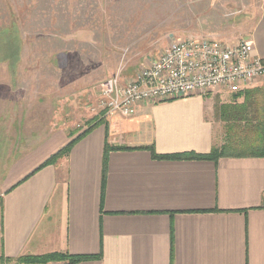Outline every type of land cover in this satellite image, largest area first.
<instances>
[{"label": "crops", "instance_id": "obj_1", "mask_svg": "<svg viewBox=\"0 0 264 264\" xmlns=\"http://www.w3.org/2000/svg\"><path fill=\"white\" fill-rule=\"evenodd\" d=\"M250 37L264 59V13ZM253 101L264 108V78L236 94L141 103L130 118H105L67 157L34 174L94 117L87 114L80 132L54 130L36 148L27 119L0 121L14 128L5 142L22 127L20 149L0 150V264H70L17 261L50 254L88 258L76 264H264L263 157L155 159L144 149L210 154ZM107 143L128 150L109 153L103 184Z\"/></svg>", "mask_w": 264, "mask_h": 264}, {"label": "rangeland", "instance_id": "obj_2", "mask_svg": "<svg viewBox=\"0 0 264 264\" xmlns=\"http://www.w3.org/2000/svg\"><path fill=\"white\" fill-rule=\"evenodd\" d=\"M263 13L264 0H0V121L27 119L35 148L58 128L80 132L87 114L105 120L108 79L133 80L173 40L250 39ZM13 129L0 126L1 151L20 149L22 127L1 140Z\"/></svg>", "mask_w": 264, "mask_h": 264}, {"label": "built area", "instance_id": "obj_3", "mask_svg": "<svg viewBox=\"0 0 264 264\" xmlns=\"http://www.w3.org/2000/svg\"><path fill=\"white\" fill-rule=\"evenodd\" d=\"M254 50L251 38L236 44L195 38L173 40L133 80L124 84L116 78L105 81L100 109L105 118H130L141 103L207 96L218 90L243 92L264 78L263 59Z\"/></svg>", "mask_w": 264, "mask_h": 264}, {"label": "trees", "instance_id": "obj_4", "mask_svg": "<svg viewBox=\"0 0 264 264\" xmlns=\"http://www.w3.org/2000/svg\"><path fill=\"white\" fill-rule=\"evenodd\" d=\"M264 62V59H263ZM262 93V91H261ZM260 93V94H261ZM253 96L256 95L253 93ZM235 118V124L230 127L228 133L227 143L220 149H216L207 155H198L195 153H184L177 155H157L154 148H144L151 151L155 159H199V160H218L222 157H263L264 158V108L259 102L253 101L243 104ZM239 116V118H238ZM103 120H97L96 123L87 129L84 133L73 139L67 146L59 150L56 154L52 155L48 160L42 163L34 172H38L46 166L54 165L56 162L67 157L72 147L83 137H85L97 125L103 123ZM235 129V131H234ZM143 149V148H141ZM114 150H128V148H113L106 144L103 165V184L106 180L108 155ZM32 175V174H31ZM88 259L84 256H71L69 254H50L42 257H24L19 258V263H48L54 261H69L70 264H76L80 261ZM4 258H0V262Z\"/></svg>", "mask_w": 264, "mask_h": 264}]
</instances>
